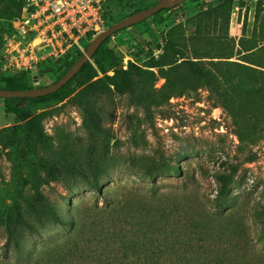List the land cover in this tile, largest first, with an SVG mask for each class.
<instances>
[{"label": "trees", "instance_id": "trees-1", "mask_svg": "<svg viewBox=\"0 0 264 264\" xmlns=\"http://www.w3.org/2000/svg\"><path fill=\"white\" fill-rule=\"evenodd\" d=\"M232 4L233 0H217L213 7L199 9L194 15L195 25L187 35L180 23L167 29L160 51L157 56L148 57L145 67L129 63L123 68L121 63H116L105 45L108 36L90 60L53 93L66 96L76 90L71 87L76 82L73 98L81 109L83 125L94 132L100 129L89 96L130 93L132 100L146 105L147 89L157 78L164 79L158 91L159 103L204 87L215 106L229 114L240 144L254 143L257 131L264 132V0H256L251 34L244 35L245 20L242 21L243 35L237 42L228 34ZM22 7V0H1L0 17L10 21ZM123 7L129 8V15L148 6L125 3ZM111 23L109 6L108 26ZM82 54L83 51L72 49L64 57L41 65L37 78L54 71L58 74L53 82L57 81ZM103 56L113 62V72L92 79L97 70L91 60L102 69L98 59ZM30 81L21 74L8 76L7 83L0 88L28 89L34 87ZM31 98H3V102L14 114L26 118L28 130L34 127L38 136L36 118L43 113L32 116L18 103ZM246 160L252 157L249 155ZM237 168L238 163L226 160L210 173L215 181L213 197L195 191L158 189L156 177L171 175L173 169L178 172V167L163 157L150 158L136 174L141 181H151L148 188L137 187L121 198H112L100 188L101 162L92 155L84 159L76 151L57 152L47 177L61 182L79 177L96 191L98 198L104 196L107 200L106 205L97 207L89 221H80L76 227L79 238L86 235L92 243V260L98 264H264L261 257L264 256V202L250 204L247 216L237 208L228 209ZM26 208V214L17 209L6 213L4 231L16 250L21 248L23 232H37L34 221L76 224L78 220L73 213L69 214V220L63 219L59 207L39 191L27 198ZM79 246L75 241L74 247Z\"/></svg>", "mask_w": 264, "mask_h": 264}, {"label": "rangeland", "instance_id": "rangeland-1", "mask_svg": "<svg viewBox=\"0 0 264 264\" xmlns=\"http://www.w3.org/2000/svg\"><path fill=\"white\" fill-rule=\"evenodd\" d=\"M156 1L110 0L112 23L128 15L125 3L149 6ZM255 3L256 0H233L228 34L236 42L243 35L242 21L245 20L244 35L251 34ZM216 4L217 0H184L115 31L105 45L123 68L129 63L145 67L148 57L160 51L167 29L180 23L187 35L195 25L197 11ZM8 22L7 17H0V40ZM89 41L83 40V46ZM98 60L102 69L91 60L97 70L92 79L113 72L111 60L104 56ZM57 74L48 71L29 84H50ZM8 76L14 75L4 72L0 62V87L7 83ZM163 82V78H157L148 87L146 105L132 100L130 93L89 96L100 129L94 132L83 125L81 109L73 98L76 82L71 86L76 90L66 96L51 93L18 102L32 116L43 113L36 118L38 136L34 127L28 130L26 118L14 114L0 98V264H98L92 260V243L86 235L79 238L76 227L80 221H89L107 200L104 196L98 198L96 191L79 177L63 182L47 177L52 157L60 151H76L84 159L92 155L100 161L98 184L112 198H121L137 187L148 188L151 181H141L136 174L150 158L163 157L176 165L178 172L173 169L171 175L156 177L157 188L162 191L188 190L213 197L215 181L210 173L221 167V161L229 160L238 163V168L228 209L237 208L247 216L250 204L264 202L263 130L257 131L254 143L240 144L229 114L215 106L207 89L198 87L159 103L158 91ZM249 155L252 160L245 161ZM35 191L56 204L63 219L69 220L73 213L78 220L76 224L34 221L37 232H23L21 248L16 250L4 231L6 213L17 209L26 214L27 198ZM75 241L79 248L74 247Z\"/></svg>", "mask_w": 264, "mask_h": 264}, {"label": "built area", "instance_id": "built-area-1", "mask_svg": "<svg viewBox=\"0 0 264 264\" xmlns=\"http://www.w3.org/2000/svg\"><path fill=\"white\" fill-rule=\"evenodd\" d=\"M23 7L8 24L0 45L1 68L8 75L30 80L41 65L84 51L108 27L110 0H22Z\"/></svg>", "mask_w": 264, "mask_h": 264}, {"label": "water", "instance_id": "water-1", "mask_svg": "<svg viewBox=\"0 0 264 264\" xmlns=\"http://www.w3.org/2000/svg\"><path fill=\"white\" fill-rule=\"evenodd\" d=\"M184 0H157L148 7L139 9L122 19L111 23L106 29L98 33L93 37L86 45L83 54L66 70V72L55 82H52L44 86H34L28 89H6L0 88V98H11V97H38L44 96L57 91L68 79H70L79 68L92 57L95 50L99 47L101 42L115 31L140 22L156 11L163 8L174 7ZM34 81L37 80V75L33 73Z\"/></svg>", "mask_w": 264, "mask_h": 264}]
</instances>
